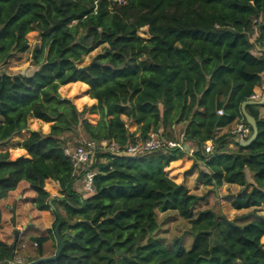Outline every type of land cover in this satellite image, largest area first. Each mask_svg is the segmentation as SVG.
<instances>
[{
  "label": "trees",
  "instance_id": "trees-1",
  "mask_svg": "<svg viewBox=\"0 0 264 264\" xmlns=\"http://www.w3.org/2000/svg\"><path fill=\"white\" fill-rule=\"evenodd\" d=\"M125 2L0 0V68L30 50V33L38 32L40 40L32 75L0 72V147L28 130L30 119L51 124L49 134L34 131L22 142L29 158L11 160L0 152V201L27 182L36 194L35 208L55 217L52 229L33 239L37 254L25 263L57 256L60 224L61 254L42 264H264V218L237 224L197 211L202 198L166 172L183 159L181 150L130 157L98 149L91 167L97 192L86 197L78 192L81 177L66 150L78 147L70 144L82 131L87 141L123 151L136 142L126 117L142 138L154 131L175 140L174 126L183 124L184 140L197 146L192 170L201 168L203 184L246 189L249 174L252 190L232 206L264 207V104L246 107L259 131L250 146L235 143L228 133L216 135L244 118L242 105L262 83L264 0ZM143 28L147 39L139 36ZM256 45L260 56L253 53ZM100 46L107 47L94 65H78ZM77 82L89 86L96 106L79 111L61 97V87L76 89ZM89 114L99 115L97 125L88 121ZM210 141L213 154L205 152ZM48 180L59 185L60 198L52 199ZM157 210L176 212L191 224L189 244L182 237L168 247L154 238ZM19 241L15 249L0 242V264L15 261ZM48 242L55 253L46 257Z\"/></svg>",
  "mask_w": 264,
  "mask_h": 264
},
{
  "label": "rangeland",
  "instance_id": "rangeland-1",
  "mask_svg": "<svg viewBox=\"0 0 264 264\" xmlns=\"http://www.w3.org/2000/svg\"><path fill=\"white\" fill-rule=\"evenodd\" d=\"M113 4L114 1L110 0ZM139 36L147 39L149 38L148 34V28H143L139 32ZM258 37V31L257 28L254 29L253 34L250 36V42L252 44L255 43L256 39ZM27 39L30 44V50L27 53L24 54H14L12 58L8 61V63L0 68L1 73H5L8 75H32L37 67L34 65L33 60V50L34 48L40 44L39 40V33L38 32H32L27 36ZM107 46H100L98 49H96L94 52H92L90 55L86 56L82 59L80 63H78L79 66H88L91 64L95 58L105 52V48ZM256 56L261 55V50L258 45H256L254 52ZM59 93L62 98H68L73 101V103L76 105L77 109L79 111H83L86 108L93 107V105H96V102H92L90 97L86 94H84V90H77L75 87H61L59 90ZM261 101V99L259 100ZM98 104V103H97ZM86 118L91 124H98L99 122V115H87ZM126 121V120H125ZM128 130L130 133L137 132V126L135 124L128 123L127 124ZM30 130L34 129L36 131H41L44 134H49L51 130V124L48 127H45L41 122L34 123L31 119L28 122V130L21 133L20 135L16 136L10 143H8L5 146L0 147V152L6 153L8 152L10 155L11 160H16L25 154L24 152L20 151V149L17 147L19 146V143L25 139L24 138L28 133H30ZM182 128H176V130H173V138L176 141H184L183 137V131L181 132ZM77 138L74 139V144L78 146L81 143H85L87 141L86 138L83 137L82 131H79ZM76 142V143H75ZM22 144V143H21ZM20 144V147H21ZM189 147L186 148L188 150ZM234 149V148H233ZM185 150L184 155H189L187 151ZM23 153V154H21ZM192 156V155H191ZM184 158V157H183ZM179 161L178 163H180ZM180 165V164H178ZM177 166L174 165V163L167 169L168 171V177L174 181L175 183H180L182 180L185 179L186 187L190 190L191 194L197 195L198 197L202 198V201L200 205L197 207V211H212L217 215H221L226 217L228 220L233 221L237 224H246L249 222H252L256 220V218H264V207L258 208V209H247V210H235L232 206V203L236 197L239 195H245L246 193L250 192L252 188L250 187L252 184V179L248 176V187L246 189L239 187L237 185H230V184H224L221 187H208L203 184V179L200 176V169H197L192 174L189 173L190 170L187 171L188 166L181 167L178 169H175ZM193 167V166H192ZM204 167V166H202ZM204 170V168H202ZM187 171L184 174L183 172ZM176 174H179V176H174ZM46 189L52 194H56L58 191V187L53 182H47L46 183ZM12 194V193H11ZM10 194V195H11ZM22 194L18 195L13 200V207H16L21 202V206L19 208H22V206H26V210L30 208V202H31V192H28L24 199H18ZM33 195V193H32ZM3 202V206L5 211L3 212V215L0 219H2V223L0 225V230L3 231L4 235L7 237V239L13 243L15 242V236H14V227L12 224V218H13V210L9 209V205L7 203V198L0 201ZM158 213V222H159V230L154 235V238L163 243L166 246L172 247L173 241L177 238L185 237L186 243H190V239L187 235V232L190 231L191 224L187 221H184L176 212H166L162 213L157 210ZM19 216L20 213L18 212ZM28 214V211H27ZM11 215V216H10ZM4 216V218H3ZM27 219L29 220L27 224L31 223V219L27 216ZM20 218L18 219V221ZM6 229H3L5 228ZM31 228V227H28ZM18 229V227H16ZM20 231V241H19V249L17 251V259L18 261L25 260L28 261L30 259H33L36 257V252L38 247H35L33 244V239L37 237H44L43 234L38 236L40 233L37 231L34 234V231H26L25 229H18ZM27 234V235H26ZM261 243L264 245V237L261 240ZM50 254L53 255L55 253V249L52 248L50 245ZM50 255V256H51ZM16 259V260H17Z\"/></svg>",
  "mask_w": 264,
  "mask_h": 264
},
{
  "label": "built area",
  "instance_id": "built-area-1",
  "mask_svg": "<svg viewBox=\"0 0 264 264\" xmlns=\"http://www.w3.org/2000/svg\"><path fill=\"white\" fill-rule=\"evenodd\" d=\"M115 4L118 6L126 4L125 0H113ZM264 96V79H262V83L259 86V92H254V94L250 97V101H259ZM220 115L223 112H219ZM244 118L242 117L240 122H237L236 126H234L230 131L229 135L235 143H240L242 141H246L250 138L251 129L248 123H245ZM136 142L128 145L123 151L117 145H109L107 142H102L100 145L94 141H86L85 143H81L76 148H68L66 150V154L72 159L76 176L81 177L79 179L78 192L83 196H92L97 190L94 185V178L97 175L95 170H92L91 167L93 165L92 159H95V155L98 149H103L107 152H112L117 156H130V157H139L144 156L153 152H163L167 153L173 150H181L185 152L187 146L185 141H176L169 140L165 137H162L160 134L151 131L146 138H142L141 136L135 137ZM205 152L207 154L214 153V146L212 142L206 143ZM34 246L37 247V244L34 243ZM12 263L16 264H26L25 261L16 260Z\"/></svg>",
  "mask_w": 264,
  "mask_h": 264
},
{
  "label": "crops",
  "instance_id": "crops-1",
  "mask_svg": "<svg viewBox=\"0 0 264 264\" xmlns=\"http://www.w3.org/2000/svg\"><path fill=\"white\" fill-rule=\"evenodd\" d=\"M263 79H264V75H263ZM72 84H77L76 86V89L77 90H81V89H83L84 90V94H88V91H89V86L88 85H86V84H84V83H81V82H77V83H72ZM72 84H70V85H72ZM255 92H259V87H256V89H255ZM91 99V98H90ZM92 100V102H96L97 100H94V99H91ZM98 103V102H97ZM97 103H96V105H97ZM96 105H93V106H96ZM33 122H37V121H40V120H37V119H31ZM100 120V119H99ZM122 120L126 123V124H128V123H130V122H128V119L126 118V117H122ZM126 120V121H125ZM40 122H42V121H40ZM44 123V122H43ZM132 124V123H131ZM133 124H135L136 126H137V132H132V134H135V137H139V136H141V133H139V131H138V129H139V126L136 124V123H134L133 122ZM236 124H237V122L236 123H234L233 125H231V126H229V127H225V128H220V129H218L217 131H216V135H217V137H219V136H222V135H224V134H227V133H229V131L234 127V126H236ZM50 125V124H49ZM94 125V124H93ZM95 125H97V124H95ZM175 127V130H176V128H182L181 129V132L183 131V127H184V125L183 124H181V125H178L177 127L176 126H174ZM32 132H34V131H36V130H34V129H32L31 130ZM25 132V131H24ZM32 132H30V133H28V135H26L24 138H21V139H27L28 137H30V135H31V133ZM183 136H184V133H183ZM183 139H184V137H182ZM185 141V140H184ZM23 142V140L21 141V143ZM21 143H19V146H17L19 149H20V151H22V152H24L25 154H23V153H21V154H23V158H29V156H28V153L25 151V150H23V149H21V147H20V144ZM185 144H186V146L187 147H189V149L188 150H186L187 151V153L189 154V155H184V158L183 159H181V160H178V161H175V162H173L174 163V165L175 166H177L175 169H178V168H181V167H185L186 168V166H188V168H187V171L188 170H190L189 171V173L190 174H192L193 172H191V171H195V170H192V166H193V164H194V159H193V155H194V153H195V150L197 149V146L195 145V144H193V142H186L185 141ZM230 147H233V145H231ZM192 155V156H191ZM179 161H181L180 163H178ZM173 163H171V165L173 164ZM178 164H180V165H178ZM170 165V166H171ZM169 168V167H168ZM168 168H166V172H167V175H168V171H167V169ZM187 171H184L183 173L185 174ZM186 174H188V173H186ZM175 177L176 176H179V174H176V175H174ZM47 182H53L52 180H48ZM54 183V182H53ZM79 179L77 180V182H76V188L78 189V185H79ZM57 187H58V191L56 192V194H52L51 195V193H50V195H51V197H52V199H56V198H60L61 197V194H60V192H61V189H60V187H59V185H57L56 183H54ZM177 184H186V182H185V179L184 180H182L180 183H177ZM28 192H31V196H32V198H31V202H30V208H31V211H30V209L28 208L27 210H26V206H22V208H19L20 206H21V202L18 204V205H16V207H13V205H12V203H13V200L18 196V195H20V193L22 194L18 199H24L25 198V196H26V194L28 193ZM32 193H33V195H32ZM35 199H36V194H35V192H33L31 189H30V185L27 183V182H21L20 184H19V186H18V188L16 189V191H14V192H12V194L11 195H9L8 196V198H7V202H10V203H7L9 206V209L10 210H12V209H15L16 210V227H18V229H25L26 231H31V232H33L34 231V234H38V233H36L37 231H39L40 233L38 234V236H40L41 234H45L46 232H47V230H50V229H52V227H53V224H54V222H55V217H54V215L52 214V212L51 211H38L36 208H35ZM0 210H1V214L3 215V212L5 211V209H4V206H3V202H0ZM27 211H28V214H27ZM18 212L20 213V216H19V214H18ZM11 216V215H10ZM27 216L31 219V223L30 224H27V222L29 221L28 219H27ZM3 218H4V216H3ZM20 218V220L18 221V219ZM12 220V219H11ZM1 223H2V219H1V221H0V225H1ZM6 227L7 226H5V228H3V229H6ZM28 227H31V228H28ZM14 229V228H13ZM27 235V234H26ZM21 236V235H20ZM19 239H20V237H19ZM0 242H2V243H7V244H9V245H13V243H11L8 239H7V237L4 235V233H3V231H1L0 230ZM34 244V243H33ZM50 245L52 246V244H51V242H48L47 244H45L44 245V247H45V256L46 257H49L51 254H50ZM17 259V258H16ZM15 259V260H16ZM18 260L19 259H17L16 260V262H18ZM23 261H25V260H23Z\"/></svg>",
  "mask_w": 264,
  "mask_h": 264
},
{
  "label": "water",
  "instance_id": "water-1",
  "mask_svg": "<svg viewBox=\"0 0 264 264\" xmlns=\"http://www.w3.org/2000/svg\"><path fill=\"white\" fill-rule=\"evenodd\" d=\"M39 49V45H37L34 50H33V60L35 58V55H36V52L37 50ZM95 64V61H93L90 66L94 65ZM88 67H84L82 68L81 70H86ZM264 104V96L262 97L261 101H247L245 102L243 105H242V114L244 116V118L246 119L248 125L251 126V128L253 129V134L252 136L246 140V141H242L240 142L239 144L243 147H248L250 146L258 137V127H257V121L250 115L248 114V112L246 111V107L247 106H262ZM30 132H32L30 129H29ZM94 162V158L92 159V163ZM217 188V187H216ZM13 218H12V224H13V227H14V236H15V242L13 243L14 245V249L16 248V245H17V242L19 240V235H20V231L18 229H16V210L14 209L13 211ZM59 228H60V224L58 225V227L56 228V235H57V238H58V243H59V246H60V250L58 251L57 253V256L52 258V259H48V258H43V259H40V260H37V261H34L30 264H42V263H45L47 261H51V260H55L58 258V256L61 254V251L63 249V243L62 241L60 240L59 238ZM1 264H16V263H9V262H5V263H1Z\"/></svg>",
  "mask_w": 264,
  "mask_h": 264
}]
</instances>
